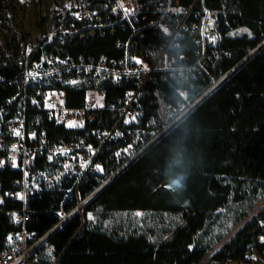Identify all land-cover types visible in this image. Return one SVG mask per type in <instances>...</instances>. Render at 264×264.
I'll list each match as a JSON object with an SVG mask.
<instances>
[{
	"label": "trees",
	"instance_id": "obj_1",
	"mask_svg": "<svg viewBox=\"0 0 264 264\" xmlns=\"http://www.w3.org/2000/svg\"><path fill=\"white\" fill-rule=\"evenodd\" d=\"M106 1L96 0L95 4L103 6ZM180 2L190 11L171 21L169 33L153 30L136 38L130 53L155 57L166 50L177 64L191 65L200 53L191 26L196 13L208 8L217 12L216 42L207 50L203 69L193 74L186 70L183 74L176 72L173 76L156 72L145 82L103 81L97 87L103 92L104 108L97 114L105 127L112 129L120 116L118 109L131 91L137 92L138 114L136 122L127 127L134 131L152 128L151 122L159 117V112L181 98V89H186L194 106L114 176L83 206L82 212L74 213L44 244L37 246L32 254L33 264H52V259H56V264H197L264 197V47L249 57L250 51L264 40V0ZM138 3L144 10H152L157 0ZM14 4L15 0H0V24L12 15ZM64 18L57 15L53 25ZM182 20L188 28L173 40L172 33ZM240 29L245 31L234 34ZM128 37V30L117 28L114 33L86 36L85 40L64 45L54 38L44 39L32 48L30 60L49 54L120 59ZM24 54L15 49L0 50V108L23 84L18 61ZM233 68L236 71L199 99ZM86 90L84 86H66L67 106H82ZM39 117L46 136L52 139L84 135L95 128L93 123L81 129L66 128L49 122L43 114ZM107 159L110 167L113 158ZM20 176L19 170L0 168L1 190H9L12 180ZM181 176L183 188L170 190V181ZM61 200L59 191L31 198L28 207L34 213L26 229L37 237L44 235L57 221L51 210L58 208ZM20 205L21 202L5 200L6 209ZM73 205L67 204L66 209ZM135 211L143 216L137 217ZM89 213L93 218H89ZM17 229L11 215L0 212V253L8 247L9 233ZM261 236L264 208L224 242L211 262L264 264ZM45 246L50 248L52 257L45 254ZM251 250H256L262 259L247 257Z\"/></svg>",
	"mask_w": 264,
	"mask_h": 264
},
{
	"label": "built area",
	"instance_id": "obj_2",
	"mask_svg": "<svg viewBox=\"0 0 264 264\" xmlns=\"http://www.w3.org/2000/svg\"><path fill=\"white\" fill-rule=\"evenodd\" d=\"M95 1L69 5L58 14L63 15L64 20L57 25L51 23L41 41L54 38L64 45L85 40L86 36L114 33L120 28L129 32L123 44V57L74 58L49 54L40 60H30L32 49L28 50L18 61L23 84L0 108V168L16 169L21 174L12 180L9 190L3 192L0 186V212L10 214L13 223L19 226L9 233L8 247L0 253V264H33L34 250L51 230L61 227L79 206L144 153L195 104V101L188 100L186 89H181V98L159 112V117L151 122L152 128L134 131L127 127L136 122L138 114L137 92L131 91L119 107L120 116L112 129L105 127L97 114L104 108L103 92L98 84L123 79L145 82L156 72L173 76L176 72L183 74L186 70L193 74L203 69L207 50L216 42L214 20L217 12L204 8L196 13L191 30L200 53L191 65H180L166 50L155 57L130 53V48L136 46V38L153 30L169 33L171 21L178 14L184 12L186 15L190 11L183 8L180 0H157L152 10L142 9L138 0H107L103 6H98ZM187 28L182 20L172 33V39L179 37L181 30ZM72 85L87 87L82 106L69 107L66 104L65 87ZM33 112L36 114L30 117ZM40 114L49 122L66 128L81 129L90 123L95 128L84 135L52 139L41 127ZM110 156L113 164L108 167L107 158ZM49 191L62 193L59 207L51 210L57 221L44 235L37 237L36 233L26 229V223L34 213L29 209L28 201ZM5 200L21 202V205L16 209H6ZM73 203L67 210L66 205ZM208 264L213 263L210 261Z\"/></svg>",
	"mask_w": 264,
	"mask_h": 264
},
{
	"label": "rangeland",
	"instance_id": "obj_3",
	"mask_svg": "<svg viewBox=\"0 0 264 264\" xmlns=\"http://www.w3.org/2000/svg\"><path fill=\"white\" fill-rule=\"evenodd\" d=\"M137 1V0H135ZM80 3L78 0H15L12 15L4 24H0V50L9 52L15 49L18 53L23 54L35 47L44 37L47 29L53 19L69 5L75 6ZM245 29L235 31L234 34L242 33ZM88 202V201H87ZM86 202V203H87ZM79 206L75 213L82 212L83 206ZM264 208V197L248 213V215L238 224L231 226L227 234L214 246V248L202 259L200 264H208L211 261L213 252L218 250L224 242L228 241L235 233L250 219L256 216ZM137 217H142L140 211L134 213ZM125 213L121 216V218ZM89 218H93L91 213ZM262 237H260V240ZM46 240L39 245L44 244ZM45 254L50 258L51 250L45 246ZM247 257L260 260L262 256L256 250H251ZM52 264H56V259H52ZM230 264H237L231 262Z\"/></svg>",
	"mask_w": 264,
	"mask_h": 264
},
{
	"label": "water",
	"instance_id": "obj_4",
	"mask_svg": "<svg viewBox=\"0 0 264 264\" xmlns=\"http://www.w3.org/2000/svg\"><path fill=\"white\" fill-rule=\"evenodd\" d=\"M264 47V40L262 41V42H260L253 50H251L250 51V53H249V57H251V56H253L255 53H257L259 50H261L262 48ZM249 57H247V58H244V60H243V62L242 63H244L245 61H247L248 59H249ZM241 65V64H240ZM239 65V66H240ZM236 69L237 68H233L231 71H229V72H227L225 75H223L220 79H218L204 94H203V96L201 97V98H199V99H203L206 95H208V93H210L217 85H219L220 83H222L225 79H227V77L229 76V75H231L234 71H236ZM109 183V182H108ZM107 183V184H108ZM107 184H105L100 190H98V192L99 191H101ZM98 192H96V194L98 193ZM96 194H94V195H96ZM94 195L90 198V199H92L93 197H94ZM89 199V200H90ZM88 200V201H89ZM59 228V227H58ZM58 228H56V229H58ZM56 229H54V230H51L47 235H46V237L42 240V241H44V240H46Z\"/></svg>",
	"mask_w": 264,
	"mask_h": 264
},
{
	"label": "clouds",
	"instance_id": "obj_5",
	"mask_svg": "<svg viewBox=\"0 0 264 264\" xmlns=\"http://www.w3.org/2000/svg\"><path fill=\"white\" fill-rule=\"evenodd\" d=\"M184 177H178V178H174L170 181L169 185H168V188L170 190H176V189H181L183 188V181Z\"/></svg>",
	"mask_w": 264,
	"mask_h": 264
},
{
	"label": "snow or ice",
	"instance_id": "obj_6",
	"mask_svg": "<svg viewBox=\"0 0 264 264\" xmlns=\"http://www.w3.org/2000/svg\"><path fill=\"white\" fill-rule=\"evenodd\" d=\"M249 35H250V33H249ZM69 126L71 127L72 125L70 124ZM16 134L19 135V132H17ZM14 164H15V162H14ZM97 168H99V165H97ZM9 239H11V237ZM262 239H264V238H262Z\"/></svg>",
	"mask_w": 264,
	"mask_h": 264
},
{
	"label": "crops",
	"instance_id": "obj_7",
	"mask_svg": "<svg viewBox=\"0 0 264 264\" xmlns=\"http://www.w3.org/2000/svg\"><path fill=\"white\" fill-rule=\"evenodd\" d=\"M222 246H223V245H222ZM222 246H221V247H222ZM221 247H220V248H221ZM220 248H219V249H220ZM219 249H218V250H219ZM216 251H217V250H216ZM216 251H215V252H216ZM215 252H213V254H214ZM213 254H212V255H213ZM202 261H203V260H201V261H200V262H198L197 264H200V263H202Z\"/></svg>",
	"mask_w": 264,
	"mask_h": 264
}]
</instances>
